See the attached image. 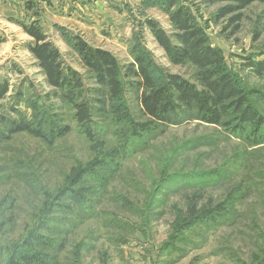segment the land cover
<instances>
[{
	"label": "rangeland",
	"instance_id": "374dc122",
	"mask_svg": "<svg viewBox=\"0 0 264 264\" xmlns=\"http://www.w3.org/2000/svg\"><path fill=\"white\" fill-rule=\"evenodd\" d=\"M185 3L198 15L211 42L223 50L228 66L239 74L242 83L264 92V78L246 67L248 58L264 59V5L254 3L246 8L239 31L233 33L227 19L214 21L213 13L220 4L211 6L202 0ZM150 21L171 36L175 33L164 0H0V32L5 37L0 44V82L7 80L10 86L0 100V114L17 118L15 108H20L30 115L26 104L39 96L48 111L59 113L72 128L53 146L24 133L0 142V199L5 194L14 195L19 206L20 225L11 229L10 234L21 231L39 208L37 194L20 181L25 173H33L42 185L54 188L65 181L76 161L86 163L95 156L73 118V108L57 100L59 108L52 110L51 104L56 99L47 98L52 89L29 50L33 38L23 26L36 23L43 27L60 50L64 65L78 72L88 89L87 96L92 98L97 96L95 90L99 86L71 43L72 36H80L93 47L111 52L122 66L133 61L135 49L147 55L159 73L191 77L190 68L169 61L149 27ZM257 31L261 32L259 38ZM252 98L264 112V99ZM128 99L138 112L136 95L129 92ZM105 138H112V134ZM246 148L256 150L239 135L195 121L171 125L162 133L137 141L132 152L119 162L116 174L113 170L100 171L112 178L100 190L103 194H99L102 196L97 205L99 216L87 217L70 235L71 239L83 238L92 244L85 250L82 264H99V251L104 249L109 252V264L251 262L264 231V150L261 147L257 154L246 155L243 152ZM238 153L240 158L236 157ZM165 168L174 177L158 189L153 204L148 199L152 182ZM201 173L205 177L197 179L196 175ZM198 180L205 188L204 200L212 198L216 204H225L226 213L218 220L201 221L184 229L172 245L174 206L184 205V196ZM230 192L231 199H226ZM121 197L130 198L136 210L129 209ZM71 219L73 215L56 208L49 224L51 228H62ZM6 253L0 247L2 264ZM68 261L71 264L70 257Z\"/></svg>",
	"mask_w": 264,
	"mask_h": 264
},
{
	"label": "trees",
	"instance_id": "16d2710c",
	"mask_svg": "<svg viewBox=\"0 0 264 264\" xmlns=\"http://www.w3.org/2000/svg\"><path fill=\"white\" fill-rule=\"evenodd\" d=\"M164 1L175 33L169 35L154 21L148 23L149 27L169 61L190 68L191 77L159 73L147 55L135 49L132 50L133 61L122 66L111 52L93 47L80 36H72L71 43L90 77L99 86L95 90L97 96L92 98L87 96L88 89L84 87L78 72L64 65L60 50L49 40L43 27L36 23L23 26L33 38L29 50L52 89L47 98L56 99L51 104L52 110L59 108L57 100L73 108V118L79 125L80 133L95 151V156L86 163L76 161L65 181L54 188L42 185L30 172L20 178L39 198L38 212L30 217L21 231L10 234L11 229L20 225L17 198L5 194L0 199V247L7 251L4 264H69L68 257L72 260L71 264H82L84 252L92 244L83 238L71 239L70 235L87 217L99 216L97 205L102 197L99 194H103L100 190L106 188L112 178L110 174L101 172L113 170L116 174L119 162L132 152L137 141L162 133L171 125L195 121L219 126L228 133L242 137L250 148H256L252 152L246 148L244 154H257L261 147L264 150V112L252 98L264 99V92L245 86L239 74L230 69L223 50L211 42L198 15L186 5V0ZM202 2L211 6L220 4L213 13L214 21L227 19L233 33L239 31L246 8L254 3L264 5V0ZM260 35L261 32L257 31L256 37ZM4 41L5 37L0 32V44ZM246 67L264 78V59L248 58ZM9 87L7 80L0 82V100L6 96ZM129 92L138 99V112L129 102ZM36 97L26 104L31 110L30 115L20 108H13L17 118L0 114V142L24 133L53 146L58 139L71 132V125L63 122L59 113L48 111L46 104L41 103V97ZM18 99L23 100L22 97ZM111 134L112 138H105ZM240 153L236 157L240 158ZM168 171L165 168L160 177L152 182L148 199L153 204L158 189L170 183L174 177ZM204 177L203 173L196 175L197 179ZM190 178L195 179L194 176ZM203 183H206V179ZM203 183H199V180L193 182L191 191L184 196V205L174 206L175 236L172 237V245L184 229L201 221L208 223L211 219L218 220L221 214L226 213L225 204H216L212 198L204 200ZM231 193L225 198L231 199ZM120 200L129 209L136 210L130 198L121 197ZM56 208L73 215V219L66 221L65 227L51 228L49 224ZM1 238L5 240L1 241ZM2 243L5 245L2 246ZM259 244L257 252L252 253L251 262L247 264H264V231ZM99 253V264H109L108 250H100ZM2 263L3 260L0 261Z\"/></svg>",
	"mask_w": 264,
	"mask_h": 264
}]
</instances>
